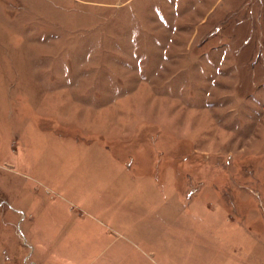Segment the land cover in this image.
<instances>
[{
    "label": "rangeland",
    "instance_id": "374dc122",
    "mask_svg": "<svg viewBox=\"0 0 264 264\" xmlns=\"http://www.w3.org/2000/svg\"><path fill=\"white\" fill-rule=\"evenodd\" d=\"M0 264H264V0H0Z\"/></svg>",
    "mask_w": 264,
    "mask_h": 264
}]
</instances>
